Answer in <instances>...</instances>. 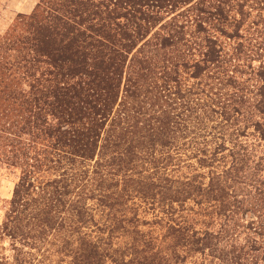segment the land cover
<instances>
[{"label":"trees","instance_id":"1","mask_svg":"<svg viewBox=\"0 0 264 264\" xmlns=\"http://www.w3.org/2000/svg\"><path fill=\"white\" fill-rule=\"evenodd\" d=\"M0 167V264H264V0L6 7Z\"/></svg>","mask_w":264,"mask_h":264},{"label":"rangeland","instance_id":"2","mask_svg":"<svg viewBox=\"0 0 264 264\" xmlns=\"http://www.w3.org/2000/svg\"><path fill=\"white\" fill-rule=\"evenodd\" d=\"M36 2L37 0H0V14L6 7L14 13L30 12ZM16 179V174L13 170L8 171L7 169L0 167V221L3 216L5 201L11 197ZM2 245L6 246L7 241L4 240ZM0 250L8 252V250Z\"/></svg>","mask_w":264,"mask_h":264}]
</instances>
